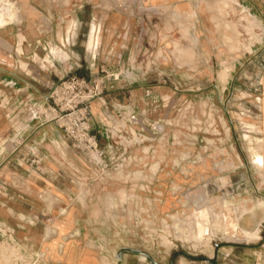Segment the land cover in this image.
<instances>
[{"label":"rangeland","instance_id":"obj_1","mask_svg":"<svg viewBox=\"0 0 264 264\" xmlns=\"http://www.w3.org/2000/svg\"><path fill=\"white\" fill-rule=\"evenodd\" d=\"M5 5L8 12H0L3 141L12 119L20 127L18 139L38 124L66 125L62 118L67 115L46 112L51 87L45 99L29 97L13 107L10 89L32 81L42 91L33 77L48 71L47 54L71 48L81 13L75 46L81 55L93 6L106 1L0 0ZM177 5L179 12L167 22L173 37L160 32L169 49L160 48L156 58L165 79L156 72L147 81L118 83V90L106 95V115L100 101L93 103L95 131L106 123L112 135L100 137L107 149L106 194L97 196L106 204L74 209L66 221L75 212L106 218L105 225L95 227L97 242L92 243L97 249L106 246V264H121L120 254H126L124 264L143 263L140 255L148 256L146 264H200L203 259L254 264L252 250L264 245V228L254 227L264 218V0H186ZM99 39L93 24L90 45ZM102 53L96 54L97 63ZM13 73L20 82L10 78ZM147 89L153 91L151 97ZM61 131L64 137L65 129ZM3 141L0 170L25 171L24 162L8 165L5 157L8 149L27 153V147ZM83 159L68 155L67 161H49L44 167L77 168L86 175L100 171ZM260 228V234H253Z\"/></svg>","mask_w":264,"mask_h":264},{"label":"crops","instance_id":"obj_2","mask_svg":"<svg viewBox=\"0 0 264 264\" xmlns=\"http://www.w3.org/2000/svg\"><path fill=\"white\" fill-rule=\"evenodd\" d=\"M105 1V6H93L91 29L87 41L83 44V53L79 55L76 52L78 48L75 47L83 26L81 13L77 12L76 26L73 31L76 39L71 48L58 47L59 49H54L53 53H48L46 56L49 59L46 65L49 68L48 71H39L36 77H33V80L41 82L42 91L35 90L32 81L23 83L24 85L18 89L11 88L8 99L11 107L15 104L21 105V100L29 97L45 99L47 88H50L65 74L90 78L92 73H98L105 61L106 68L118 69L121 63L129 61L135 62L140 67L144 66L147 60L158 56L160 48L169 50L168 44L164 46L160 32L163 30L167 37H173V31L167 28L168 19L173 18V15L179 12L177 4L186 0ZM139 2H142V7L138 4ZM100 19L101 24L97 23ZM93 24L97 25L100 39L98 44L91 46L90 35ZM29 46L32 45L29 44ZM18 48L17 46L16 50ZM101 50L103 51L102 58L100 57L101 61L97 63L96 54ZM14 74H10V78L13 77L14 80L20 82ZM137 76L140 77V74ZM11 122L10 134L4 141L0 138V142L12 145L20 142L19 145L24 146L25 149L27 147L28 151L22 153V151L17 152L18 149H8L5 157L8 165L16 161L25 163L33 156L43 158L44 163L59 162L62 159L67 161L68 155L75 159L84 158L71 149L66 141H63V132L58 123L38 124L18 139L16 131L20 127L13 119ZM103 126L106 127V123ZM29 145L31 146L28 148ZM53 171L60 173V176L56 179L43 177L36 174L28 164H26L25 171L21 173L8 170V168L0 170V218L16 229L18 239L22 240L29 236L37 249L49 248L51 264H106V246L97 249L92 245L96 241L93 236L95 227L100 224L105 225L106 218H85L75 212L74 216L66 221V217L74 209L86 210L95 205L104 208L105 198L97 195L106 194V178H101L100 171L90 175H86L77 168ZM4 185L10 186L9 197L1 193ZM24 216L26 219H22ZM34 216L37 217V221L32 222ZM20 225L25 228H19ZM256 226L264 228V218L261 222L256 221L254 227ZM50 232L53 233L52 237L47 236ZM261 232L260 228L253 234ZM261 249H264V245ZM125 255L120 254L119 256L121 264L127 261ZM176 255L177 253L174 257ZM143 256L140 255L143 261L141 264H146L148 256L145 258ZM235 258L239 260L238 257L235 256ZM252 260L256 264L254 257ZM199 262L200 264H213L212 261L204 259ZM235 263L238 264L237 261Z\"/></svg>","mask_w":264,"mask_h":264},{"label":"built area","instance_id":"obj_3","mask_svg":"<svg viewBox=\"0 0 264 264\" xmlns=\"http://www.w3.org/2000/svg\"><path fill=\"white\" fill-rule=\"evenodd\" d=\"M138 4L142 7V2ZM156 58L147 60L142 67L130 61L121 63L118 69L106 68L105 61L98 73H92L90 78L67 74L51 86L49 100L52 103L49 104L46 112L67 115L62 118L66 125L59 123V126L65 129L63 141L65 138L68 139L70 147L75 152L84 157L92 167L99 168L102 179L106 178L107 149L106 145H100V137L106 140V138L111 139L112 135L110 131H106V127H103L102 131H95L93 103L100 101L106 115V111L109 112L106 95L116 92L118 83L134 84L139 80L147 81L152 79L156 72L158 78L165 79L164 76L167 75L159 72V63ZM137 74H140V77ZM152 95L153 91L147 89L146 96L151 97ZM108 149H113V146L110 145ZM25 163L30 165L36 174L43 177L56 179L60 176V173L46 169L41 157L33 156ZM130 175L137 177L141 176V173L130 171ZM9 189V185H4L1 193L9 197ZM22 219H26L25 216ZM32 219V222L37 221L35 216ZM19 228L24 229L25 226L20 225ZM52 234L50 232L47 236L52 237ZM251 254L255 258L256 264L264 263L262 249L255 248ZM226 256L230 257L229 254ZM51 262L49 248L37 249L29 236L22 240L18 239L16 229L10 227L0 218V264H51Z\"/></svg>","mask_w":264,"mask_h":264},{"label":"bare ground","instance_id":"obj_4","mask_svg":"<svg viewBox=\"0 0 264 264\" xmlns=\"http://www.w3.org/2000/svg\"><path fill=\"white\" fill-rule=\"evenodd\" d=\"M8 6L7 5H5V6H0V12H3V13H7L8 12ZM14 9V8H13ZM10 10V9H9ZM11 10H12V8H11ZM10 13V12H9ZM7 15V14H6ZM10 15H12V14H10ZM202 226V225H201ZM195 241H196V237H195Z\"/></svg>","mask_w":264,"mask_h":264}]
</instances>
